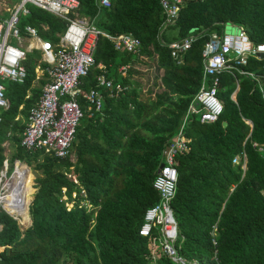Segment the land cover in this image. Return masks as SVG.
Returning <instances> with one entry per match:
<instances>
[{
  "label": "trees",
  "instance_id": "16d2710c",
  "mask_svg": "<svg viewBox=\"0 0 264 264\" xmlns=\"http://www.w3.org/2000/svg\"><path fill=\"white\" fill-rule=\"evenodd\" d=\"M78 2L79 14L96 28L112 36L130 34L139 49L119 51L98 37L81 89H98L99 63L107 78L126 88L115 98L99 88L101 107L92 114L79 98L84 114L64 158L20 146L28 111L46 81L43 76L32 82L38 54L25 57L22 83L3 82L9 107L0 111V169L3 160L7 172L19 161L13 176L24 163L34 173L35 190L30 201L28 180L25 228L0 208V264H264V57L248 56L240 66L254 77L219 74L222 110L215 121L199 122L192 114L183 124L188 149L173 158L176 184L169 205L176 226L171 244L184 263L174 262L156 241L151 247L153 238L161 237L159 226L152 225L148 236L138 234L145 210L159 202L152 181L164 147L200 86L203 43L211 33H223L225 25L240 28L252 44L264 42V0H186L164 27L158 0H109L107 7L96 0ZM26 8L19 26L31 25L41 38L55 41L64 22L31 4ZM192 33L194 41L177 64L166 44ZM153 55L161 69L160 89L147 90L142 98L134 65L139 56ZM123 64H129L125 76L117 71ZM242 152L243 169L241 159L232 163Z\"/></svg>",
  "mask_w": 264,
  "mask_h": 264
},
{
  "label": "built area",
  "instance_id": "2783aa9c",
  "mask_svg": "<svg viewBox=\"0 0 264 264\" xmlns=\"http://www.w3.org/2000/svg\"><path fill=\"white\" fill-rule=\"evenodd\" d=\"M184 1L186 0H158L164 15L162 27L173 23ZM96 3L100 7H107L109 0H96ZM26 4L47 11L65 23L62 32L57 34V41L41 39L36 29L28 24L19 26L21 16L28 13ZM78 9V0H18L11 8H7V18L0 17V109L5 110L9 106L2 80L23 82L26 78L24 59L32 49L39 50L40 57L33 71L36 78L44 76L46 81L41 86L37 101L28 111L20 146L26 150H42L56 158L69 155L75 128L84 111L92 114L100 110L103 96L98 89H105L109 97L115 98L126 88L107 78L104 75L105 67L99 63L97 66L101 72L95 77L98 89H81L82 78L94 64L93 53L98 37H106L113 48L119 51L137 53L140 45L138 38L130 34L112 36L99 30L93 20L80 15ZM194 38L192 33L166 44L171 58L177 64L181 62L182 54L190 47ZM31 39H35V42L31 43ZM258 53L264 55V42L252 44L240 28L235 33H211L202 45L200 55L203 72L200 86L188 104L175 135L164 147L161 167L157 169L152 181L153 188L159 194V202L145 210L138 229L139 235L148 236L152 225L159 226L161 237L153 238L150 245L156 247V241L161 251L174 262L184 263L176 256L171 244L176 237V226L169 205L176 184L173 158L188 149L189 139L183 134V124L188 115L192 114L198 117L199 122L215 121L222 110L221 101L216 96L219 74L227 72L231 75L248 74L254 77L240 66L246 63L248 56L259 58ZM128 68L129 64H123L117 71L125 76ZM79 98L85 104L84 111L80 107ZM239 159L242 160L243 169V152L235 155L232 163H237ZM5 161L2 162L4 172L0 169V181L6 173ZM70 177L76 182L73 175ZM4 195L5 193L0 192V208L7 211L3 205ZM68 205L71 206V203L65 202L67 209L70 207Z\"/></svg>",
  "mask_w": 264,
  "mask_h": 264
},
{
  "label": "rangeland",
  "instance_id": "374dc122",
  "mask_svg": "<svg viewBox=\"0 0 264 264\" xmlns=\"http://www.w3.org/2000/svg\"><path fill=\"white\" fill-rule=\"evenodd\" d=\"M17 2H18V0H0V17L1 18H7V16L9 15V11H5V10H7V8H11V6L15 5ZM222 31H223V33H235L237 31V28L234 26L225 25V26H223ZM33 42H35V39H31V43H33ZM10 43L13 44L12 41H10ZM36 53H37V50L33 49L28 54L34 55ZM139 58H140V60L138 61V63H135V65H134L136 70H135V72H133L134 73L133 77L136 78L138 81H140V85H141L142 91H143V95L141 97L143 98L147 94L146 93L147 90H149L150 92H157L160 89L159 78L161 75V69H156L155 55H153L151 58H146L144 56L139 57ZM1 145L3 147V155L6 158H8V156L10 154V148L8 146V142L4 141ZM5 162H6V168L9 170L8 165H7V161H5ZM14 163L15 162L13 161V163L11 165V171H10L11 173L7 172V169H6L5 176L0 181V192L1 193H6V191H7V189L5 190V188H6L5 183L8 182L11 178L12 170H14V168L16 166V164H14ZM22 164H24V163H22ZM27 168L29 169V167H27ZM16 170H17V168H16ZM1 171L4 172L3 167L1 168ZM30 173H31V177L28 179L29 181L27 180L28 182L27 181L26 182H27V186H30L29 182L32 179V181H31L32 190H31V194L29 197L31 200V195L34 192L35 188H34V173L31 170H30ZM79 188H80V192H82L81 191L82 189L80 186H79ZM24 196H25V193H24ZM28 206H29V203L27 205V209H28ZM68 206H70V205H68ZM13 216L16 218L15 220L21 229L25 228L30 223L28 211L22 212L18 216H15L13 214ZM26 217H28V220L25 219ZM152 247H153V249H155L154 245ZM154 257H156L155 254H154L153 258Z\"/></svg>",
  "mask_w": 264,
  "mask_h": 264
},
{
  "label": "bare ground",
  "instance_id": "6f19581e",
  "mask_svg": "<svg viewBox=\"0 0 264 264\" xmlns=\"http://www.w3.org/2000/svg\"><path fill=\"white\" fill-rule=\"evenodd\" d=\"M16 164L18 165V163ZM14 170L12 171V174ZM30 177V170L22 164L19 167V170L10 178L8 182L5 183L7 191L3 197V204L5 205L7 211L11 212L15 216L20 215L22 212H26L28 201L25 199L24 193L27 189L26 181ZM25 219L28 220V217Z\"/></svg>",
  "mask_w": 264,
  "mask_h": 264
},
{
  "label": "crops",
  "instance_id": "0c3cea01",
  "mask_svg": "<svg viewBox=\"0 0 264 264\" xmlns=\"http://www.w3.org/2000/svg\"><path fill=\"white\" fill-rule=\"evenodd\" d=\"M37 8V7H36ZM38 9H40V8H38ZM42 10V9H41ZM5 11H7V10H5ZM44 11V10H43ZM45 12H47V11H45ZM47 13H49V12H47ZM50 14V13H49ZM52 15V14H51ZM54 16V15H53ZM56 17V16H55ZM58 18V17H57ZM61 20V19H60ZM65 24V23H64ZM31 26V25H30ZM65 26V25H64ZM43 28V30H45L46 29V27L45 26H43L42 27ZM36 29V28H35ZM64 29V28H63ZM63 29H61L60 31H57V32H55L54 33V37L56 38V40L55 41H57V39H58V37H57V34H59V33H61L62 32V30ZM37 31V30H36ZM38 33V32H37ZM39 35V34H38ZM40 37V36H39ZM41 38V37H40ZM41 39H43V38H41ZM43 40H48V39H43ZM49 41H51V40H49ZM55 41H51V42H55ZM33 50V49H32ZM31 50V51H32ZM36 50V49H35ZM95 51V50H94ZM39 50H37V54H38V56L40 55L39 54ZM29 54H27L26 56H28ZM40 57V56H39ZM34 72V71H33ZM41 77H43V76H41ZM41 77H38V78H36L35 77V73H34V79L32 80V82H33V84H35L36 83V81L39 79V78H41ZM5 81H10V80H8V79H3L2 80V85H3V82H5ZM12 82V81H11ZM15 83H17V82H15ZM22 83V82H21ZM20 84V83H19ZM5 94V93H4ZM5 97H6V95H5ZM26 97V96H25ZM231 97L233 98V94L231 95ZM7 98V97H6ZM7 100H8V98H7ZM8 102H9V100H8ZM9 107V106H8ZM6 110V109H5ZM0 111H3V109H0ZM6 135H9V133H7ZM18 166V165H17ZM15 172V171H14ZM13 172V173H14ZM26 193V192H25ZM25 199H26V196H25ZM27 200V199H26ZM28 201V200H27ZM31 201V200H30ZM28 203H29V201H28ZM26 212H27V206H26ZM6 213H8V212H6ZM9 214V213H8ZM10 216H12V218H14V219H16L13 215H11V214H9ZM29 216V215H28ZM30 219V218H29ZM29 225V224H28ZM27 225V226H28ZM1 248V247H0ZM1 250V249H0Z\"/></svg>",
  "mask_w": 264,
  "mask_h": 264
},
{
  "label": "water",
  "instance_id": "95a60500",
  "mask_svg": "<svg viewBox=\"0 0 264 264\" xmlns=\"http://www.w3.org/2000/svg\"><path fill=\"white\" fill-rule=\"evenodd\" d=\"M257 56H258L259 58H263V57H264L263 53H258ZM222 126H223V127L225 126V121H222ZM15 162L20 163V162L17 161V160H15ZM160 167H161V164L158 166V168H160ZM29 204H30V201H29ZM6 212H7V211H6Z\"/></svg>",
  "mask_w": 264,
  "mask_h": 264
}]
</instances>
